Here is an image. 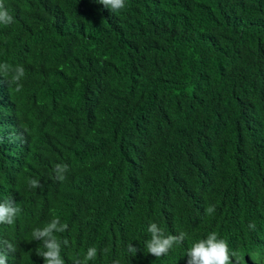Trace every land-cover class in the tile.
Wrapping results in <instances>:
<instances>
[{"label": "trees", "instance_id": "16d2710c", "mask_svg": "<svg viewBox=\"0 0 264 264\" xmlns=\"http://www.w3.org/2000/svg\"><path fill=\"white\" fill-rule=\"evenodd\" d=\"M3 3L0 64L25 72L19 92L0 75V202L21 209L0 224L7 264H44L31 234L55 217L65 264L89 247L88 264H187L211 232L233 264H264V0ZM152 222L184 242L146 253Z\"/></svg>", "mask_w": 264, "mask_h": 264}, {"label": "clouds", "instance_id": "9594fccd", "mask_svg": "<svg viewBox=\"0 0 264 264\" xmlns=\"http://www.w3.org/2000/svg\"><path fill=\"white\" fill-rule=\"evenodd\" d=\"M97 3L103 5L104 8L111 12H119L126 7V0H96ZM13 23V17L9 14L4 6L3 0H0V25H10ZM0 75H2L8 83L16 84V91L22 88L20 84L25 72L22 66L13 68L7 63L0 64ZM10 77V79H9ZM68 170L66 164H57L54 167L55 178L64 180V173ZM29 185L32 188L40 187L36 179H30ZM21 209L16 206L12 199L0 202V224H12ZM206 214L212 215L215 212V206L209 205L205 209ZM248 227L255 230V223H249ZM68 225L61 223L59 217L53 218L43 228H34L32 230V239L39 241L43 245V250L37 249L36 254L43 257L44 264H65L61 256V244L67 246L68 240H59L54 233H63L67 230ZM147 232L151 234L150 240L145 243L146 253L156 258L165 256L173 248L174 245L182 244L186 238V233L181 231L178 234H165L164 230L157 223L152 222L147 227ZM9 251H14L11 244L7 245ZM129 252L136 254L138 249L130 244ZM187 264H233L232 257H236V252L229 251L228 242L225 239L218 238L216 232H211L205 239L193 243L187 252ZM97 257V248L89 247L82 259L77 258L74 264H88L89 261L95 260ZM237 264L240 261L236 259ZM0 264H7V256L0 252Z\"/></svg>", "mask_w": 264, "mask_h": 264}]
</instances>
